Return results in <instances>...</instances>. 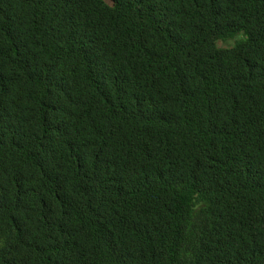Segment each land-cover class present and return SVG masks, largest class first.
I'll return each mask as SVG.
<instances>
[{"label":"trees","instance_id":"16d2710c","mask_svg":"<svg viewBox=\"0 0 264 264\" xmlns=\"http://www.w3.org/2000/svg\"><path fill=\"white\" fill-rule=\"evenodd\" d=\"M0 264H264V0H0Z\"/></svg>","mask_w":264,"mask_h":264},{"label":"rangeland","instance_id":"374dc122","mask_svg":"<svg viewBox=\"0 0 264 264\" xmlns=\"http://www.w3.org/2000/svg\"><path fill=\"white\" fill-rule=\"evenodd\" d=\"M241 38H242V35H238L236 38H234L232 40L220 42V45L224 46V47L231 46V45L235 44L236 40H239Z\"/></svg>","mask_w":264,"mask_h":264}]
</instances>
